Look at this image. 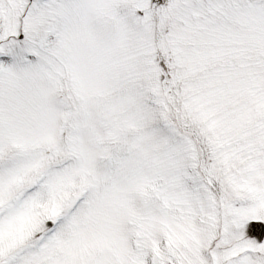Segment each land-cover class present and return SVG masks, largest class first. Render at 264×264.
<instances>
[{
  "label": "snow or ice",
  "instance_id": "snow-or-ice-1",
  "mask_svg": "<svg viewBox=\"0 0 264 264\" xmlns=\"http://www.w3.org/2000/svg\"><path fill=\"white\" fill-rule=\"evenodd\" d=\"M0 264H264V0H0Z\"/></svg>",
  "mask_w": 264,
  "mask_h": 264
}]
</instances>
